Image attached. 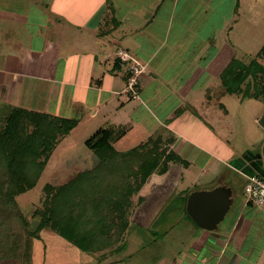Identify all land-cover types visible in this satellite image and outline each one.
I'll return each mask as SVG.
<instances>
[{
    "label": "crops",
    "instance_id": "1",
    "mask_svg": "<svg viewBox=\"0 0 264 264\" xmlns=\"http://www.w3.org/2000/svg\"><path fill=\"white\" fill-rule=\"evenodd\" d=\"M218 1L18 0L19 6L26 5L16 12L14 0H0V23L5 25L0 26V113L36 111L49 119L73 121V128L60 138L50 159L63 139L80 126H94L84 144L89 158L88 141L106 127L113 131L110 143L120 153L150 151L162 158L138 198L153 207L166 205L165 190L169 186L177 189L178 208L156 221L153 229L162 226L159 236L163 240L169 237L171 247L181 231L197 237L200 241L191 251L205 255L195 264H241L252 257L258 244L264 245V208L240 203L246 178L264 172V128L259 134L254 126L260 121L258 112L264 111L260 107L263 100L226 91L222 75L234 55L229 48L218 49L214 38L219 13L214 4ZM233 1V15L228 13L225 19L235 14ZM119 50L144 67L135 101L122 94L126 64L118 58ZM51 90H59L65 100L60 116L42 106ZM233 96L239 107L246 99L252 100L247 112L253 127L245 128L246 143L240 154L223 144L224 135L216 128L218 111L226 114L230 107L237 108ZM252 146L257 147L252 150ZM84 164L87 169L92 166ZM211 171L213 181L201 184L200 178ZM131 173L137 176L140 171L134 167ZM160 181L163 185L159 187ZM187 183L190 186L184 187ZM219 185L231 188V207L238 199L234 208L238 213H231L221 229L217 230L218 225L214 231H205L187 215V196ZM94 197L100 199V195ZM112 198L122 199H105ZM148 205L138 214L146 215ZM113 213L117 215L115 210ZM148 216L154 219L152 213ZM58 237L59 244H69ZM183 246L169 251L180 253ZM74 249L80 264H91L86 251ZM119 264L128 262L120 260Z\"/></svg>",
    "mask_w": 264,
    "mask_h": 264
},
{
    "label": "rangeland",
    "instance_id": "2",
    "mask_svg": "<svg viewBox=\"0 0 264 264\" xmlns=\"http://www.w3.org/2000/svg\"><path fill=\"white\" fill-rule=\"evenodd\" d=\"M234 2L233 0H219L214 4V8L219 12L218 31L214 38L218 49L229 48V51L234 55V60L247 65L248 60L251 59L250 57L255 56L264 45V0H236L237 8L234 16L230 19V15L225 19L228 13L233 15L230 8ZM13 3L15 4H12V9L15 11L23 9V6L26 5L19 6L18 0H14ZM189 16L190 14L187 13L186 19H188ZM194 21L195 18L192 17L191 22ZM210 21L211 19L209 22ZM0 26L4 27L5 25L0 23ZM4 30H2V32ZM205 33L206 34L202 33V38L207 35V31H205ZM199 38L202 39L201 34ZM121 53H123L122 50L117 52L118 57ZM246 84L245 81L244 86H246ZM244 86L242 88H246ZM122 94L129 100H132L129 98L127 92H125V85ZM60 95L61 93H59V90H51L49 91V96L42 100V106L50 108L53 113H58L57 116L64 113L63 109H65L66 105L65 100L60 98ZM233 97L234 98H230L237 102V96ZM262 100L263 104L260 106L261 109L264 108V98ZM251 101L252 100L249 101L246 99L247 103L242 102L243 105L240 107V104L237 102V108L230 107V109H227L226 114H224L222 110H220V112L217 110L220 120H218L219 122L216 128L224 135V137H222L223 144L228 145L230 151L234 149L239 154L245 148L246 141H243L245 133L247 132L245 128L248 126V128L252 129L253 127L252 115L247 112ZM32 112L38 113L36 111ZM263 112L264 111L258 112L259 119ZM2 113H0V128L5 122V114ZM60 119L61 118H59V121H62ZM254 126L259 129V134L263 132L262 129L264 126L260 121ZM32 129V127H28L26 130L30 133ZM92 129H94V126H80L73 129L69 136L66 139L64 138L57 147V155L55 154L53 158L51 156V159L50 157L48 158L49 161L47 160L45 162V167L36 178L34 177L36 168L32 160H24L22 161L23 163H20V161L15 158L16 156L11 154L9 151L11 147H8V145L4 147L5 153L1 151L0 187H7V182H9V175L7 172L18 173V171L23 173L24 178L28 177L27 182L33 185L24 193L14 196L12 200L8 201L9 204L5 203L6 201L3 200L0 192V228L2 231L0 233V264H80L76 257L77 252L74 251L76 250L74 249L76 246L74 247L70 242L69 244L63 243V241L62 245L59 244V242H57V240H59L58 236H60L57 233L59 230H56L54 226L74 227L75 223H80L88 228V225L94 221L90 222L87 220L84 214L97 207L104 208L108 212H113V210H115L117 215H114V217L119 222L128 217L130 226L128 230H122L123 234L120 236H117L115 232L112 231V234L109 233L107 236L101 237L102 239H95L91 248H88L86 251L88 256L92 259L91 264H119L120 260L124 262L127 261L128 264H155L157 261V264H173V261L174 264L198 263L199 259H202V256L204 257L205 254H196L195 251H191V249H194L193 245L198 244L195 243L198 241L197 237L186 235L187 233L184 234L183 231H181L179 237L175 236L177 240L176 244L171 247V245L168 246L170 244L169 237L163 240L162 237L159 236L161 233L159 230L163 229L162 226L158 225L159 229H153L156 225V221L160 220L164 215L173 211L174 208L178 206L176 197L177 189L168 185L167 191L165 190L167 199L163 201V204L166 205L158 204L156 206L154 205V207L152 204L148 205L138 198V195L140 196L142 194H140L143 188L141 179L143 177L145 178L143 172L138 173L137 176L130 172L132 175H128L127 181L128 190H131V192L125 193L123 200H113V198L108 200L105 198L109 196L105 197L104 195H100V199H97L94 197V194L83 199L66 200L62 198L57 188L68 183L78 172L86 170L87 168L84 163L88 162L90 165L93 162L94 158L92 156V158L88 157L89 151L84 145L85 140L91 135ZM248 135L249 133H247V136ZM226 136H230V138H225ZM63 137L64 136L61 138ZM256 147L252 146L251 149L253 150ZM39 155L41 157L36 163L38 162L39 166H42L43 161H45L44 159H46V155H48V151L45 150L43 153L39 152ZM89 159L92 160V162ZM9 160H11V162L15 161V163L9 165ZM46 163H48L47 166ZM213 173L211 171L210 174L200 178V183L204 184L213 181ZM217 175L218 173L216 172V176ZM130 177L134 178L133 181H129ZM124 179L125 177L121 176L118 179V183L120 184L121 180L123 181ZM14 180V185L18 189V183L20 182L17 181L18 179L16 178H14ZM160 183L161 181L158 183L159 187L163 185ZM156 184L157 183H155V185ZM188 184L189 183L184 184L183 186H190V184ZM184 190L186 191L187 189L184 188ZM4 195L5 194H3V196ZM240 199V203H242L243 199L241 196ZM237 201L238 199L236 202ZM236 202L230 208L225 221L219 224L217 230L227 224L228 216L231 213L233 214L236 212L234 210L237 204ZM145 204L146 206L148 205V212H146V215H144V213L138 214ZM151 213V218H154L153 220H150L148 216ZM136 216H138L137 220ZM141 216L143 217L141 218ZM104 217L103 214L96 213L93 218L98 221L102 220ZM68 218L72 219L70 222L71 224L67 221ZM54 223L55 225H53ZM103 223L106 224L105 222ZM137 224H139V226ZM140 224H143V226H140ZM111 229H113V227H111ZM90 231L91 228L89 226L87 232ZM178 241H181V243ZM182 246L181 252L183 249H186V252L177 253L169 251L170 249L175 251L179 250L178 248ZM263 247L264 245L258 244V250H255L252 257L249 258L248 256L245 261H241V264H264V250L261 253ZM70 250H72V252H70ZM79 250L84 251L81 249ZM259 257L260 260H258ZM256 259L258 263H256ZM232 262L229 261L230 264H232Z\"/></svg>",
    "mask_w": 264,
    "mask_h": 264
},
{
    "label": "trees",
    "instance_id": "3",
    "mask_svg": "<svg viewBox=\"0 0 264 264\" xmlns=\"http://www.w3.org/2000/svg\"><path fill=\"white\" fill-rule=\"evenodd\" d=\"M126 79L127 75L125 76V82ZM245 81L247 83L246 86H244ZM222 82L229 94L234 93L236 95H242L243 98L262 100L264 98V45L251 58L247 65L233 60L226 71H224ZM243 86L246 88H242ZM4 117L5 122L0 128V153L1 151L5 153L4 147L8 145V147H11L9 151L12 155L16 156L15 158L20 163H23L22 161L24 160H32L36 168V173H34L35 178L38 177L45 167V162L58 145L60 138L67 135L74 125V122L71 120L59 121L49 119V117L41 113H30L25 110H11ZM28 127L33 128L30 133L26 130ZM113 138V131L106 127L102 128L88 141V147L94 158L91 163L92 166L90 169L78 172L68 183L57 188V191L63 199H83L92 194L104 196L115 195L124 199L125 193L131 192V190H128L127 177H129L128 175H132L130 172L134 167L141 173H144L145 178L141 177V182L144 183L147 177L159 165L160 158L152 155L150 151L135 150L120 153L110 143ZM45 150L48 151V155H46L43 165L39 166V163H36L41 157L39 152L43 153ZM8 162L9 165L15 163V161L11 162V160ZM162 170H167V163L162 166ZM7 174L9 175V182H7L6 188L3 186L0 187V192L3 200L6 201L5 203L9 204V200H12L16 195L24 193L33 184L28 183V177L24 178L23 173L20 171L18 173L7 172ZM121 176L125 177V179L123 181L121 180L119 184L118 179ZM14 178L20 182L18 183V189L14 185ZM131 179L134 178L130 177L129 181ZM3 194L5 195L3 196ZM181 212L185 213V209H182ZM96 213L103 214L105 217L102 220L96 221L93 218ZM84 215H86L87 220L90 222L94 221L88 225V228L89 226L91 228L90 232H87L88 228L80 223H75L74 227L54 226L56 230H59L57 233L62 238L84 251L91 248L95 239L103 238L112 231L117 236H120L130 226L128 217L119 222L115 219L113 212H108L101 207L94 208ZM67 221L70 223L72 219L68 218Z\"/></svg>",
    "mask_w": 264,
    "mask_h": 264
},
{
    "label": "water",
    "instance_id": "4",
    "mask_svg": "<svg viewBox=\"0 0 264 264\" xmlns=\"http://www.w3.org/2000/svg\"><path fill=\"white\" fill-rule=\"evenodd\" d=\"M264 126V115L260 118ZM264 161V144L261 149ZM231 188L216 186L212 189L192 191L186 200V213L196 226L205 231H214L224 220L232 204Z\"/></svg>",
    "mask_w": 264,
    "mask_h": 264
},
{
    "label": "built area",
    "instance_id": "5",
    "mask_svg": "<svg viewBox=\"0 0 264 264\" xmlns=\"http://www.w3.org/2000/svg\"><path fill=\"white\" fill-rule=\"evenodd\" d=\"M126 64L127 79L125 82V92L130 99L139 98V78L144 67L132 59L126 52L118 57ZM243 202L253 206L264 207V172L248 176L242 188Z\"/></svg>",
    "mask_w": 264,
    "mask_h": 264
}]
</instances>
